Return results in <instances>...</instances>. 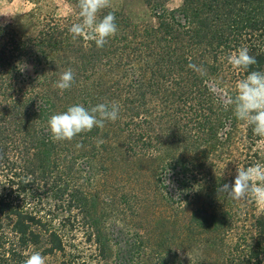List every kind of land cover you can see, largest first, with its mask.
I'll return each mask as SVG.
<instances>
[{
  "label": "trees",
  "instance_id": "16d2710c",
  "mask_svg": "<svg viewBox=\"0 0 264 264\" xmlns=\"http://www.w3.org/2000/svg\"><path fill=\"white\" fill-rule=\"evenodd\" d=\"M65 1L68 15L37 20L32 30L0 18V264H23L33 251L55 264L87 263L67 249L49 195L84 214L101 264L115 259L116 245L125 249L116 264H140L141 233L109 238L116 202L97 188L116 171L138 183L146 169L149 194L119 183V205L132 215L146 202L169 211L161 226L149 222L155 244L146 264H264V208L218 192L238 167L264 163V138L225 106L248 72L264 71V0H179L175 8L143 0L145 24L106 8L99 16L114 13L118 31L103 48L72 39L78 0ZM242 45L257 61L247 72L226 61ZM69 68L75 82L61 93L54 84ZM111 102L120 108L115 122L52 140V115Z\"/></svg>",
  "mask_w": 264,
  "mask_h": 264
},
{
  "label": "clouds",
  "instance_id": "9594fccd",
  "mask_svg": "<svg viewBox=\"0 0 264 264\" xmlns=\"http://www.w3.org/2000/svg\"><path fill=\"white\" fill-rule=\"evenodd\" d=\"M77 6L79 20L69 28L72 39L94 41L97 48H103L118 31L114 13L99 16L102 10L111 7V0H78ZM226 61L233 69L245 72L257 63L256 58L249 54V48L244 45L227 55ZM74 82L75 74L69 68L60 74L54 87L63 93ZM228 105L233 106L236 119L251 126L254 135L264 138V71L248 72L246 78L238 81L236 94L225 101V106ZM119 111V105L115 102L100 103L91 108L74 104L49 118L51 138L53 141H72L81 133L91 132L94 127L102 129L107 121L115 122L119 118ZM170 183L165 181V184ZM218 192L234 201L251 200L258 207L264 208V163L238 167L234 183L223 184ZM23 264H46V260L39 251H33L27 255Z\"/></svg>",
  "mask_w": 264,
  "mask_h": 264
},
{
  "label": "rangeland",
  "instance_id": "374dc122",
  "mask_svg": "<svg viewBox=\"0 0 264 264\" xmlns=\"http://www.w3.org/2000/svg\"><path fill=\"white\" fill-rule=\"evenodd\" d=\"M179 3V0H171L168 6L175 8L179 6ZM110 8L114 11L121 12L136 24H145L151 20V13L143 0H111ZM70 11L71 7L65 0H0V15H10L0 16V18L5 21L23 22V26L25 27L24 30H32L33 23L37 20H41L50 15L64 17L68 15ZM146 170L147 172H144V174L138 178V183L134 181L127 182L125 177L122 176L123 178H121V176L117 175L120 174L121 171L120 173L116 171L114 174H110L106 182L104 184L101 183L100 187L97 188L100 199L105 200L106 198H110L116 202L113 208L109 206L112 210L109 212L107 211L109 213V221H106V226L110 234L109 238L115 240L118 235L125 234L128 230L134 232L138 229L141 233L140 235L142 241H144L143 247L145 249L137 246L138 248L135 250L138 253L139 257L137 261L140 262V264H146L148 262L146 258L155 244L152 239L153 236L149 233L150 228L153 226L149 224L150 220L155 219V225L161 226L162 221L160 220H162L164 216L166 217L169 211L166 210L161 202H159V205H157L154 210L152 205L146 202L140 216L137 217V215H132L129 209L124 210L125 208L119 205V197L121 195L119 183L125 186L124 189L126 192H129L135 184H139L137 188L140 187L142 193L149 194V188L153 189L151 186L154 180L150 179L148 169ZM134 188H136V186ZM45 202L47 205L51 206V214L53 215L56 226H59L61 222L66 226L64 230L66 245H68L67 249L70 251L72 250L74 256H82V259L87 260L86 264L90 262L93 264H101V261L96 257V255H98L96 245L92 241H89L91 231L87 227L88 221L84 219V214L80 212L74 204L73 207L69 209L67 205L68 201L58 203L53 200L50 195ZM150 238L152 240H150ZM116 246L117 247L113 248L112 252V257L115 259L109 264H116L118 253L122 254L125 251L122 246ZM188 254L194 261H196V257H199L198 251H190ZM45 260L46 264H55L57 262V258H45Z\"/></svg>",
  "mask_w": 264,
  "mask_h": 264
}]
</instances>
